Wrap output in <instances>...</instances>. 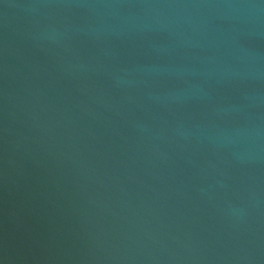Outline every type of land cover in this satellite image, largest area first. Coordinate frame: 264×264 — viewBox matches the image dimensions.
Segmentation results:
<instances>
[{
	"label": "water",
	"instance_id": "water-1",
	"mask_svg": "<svg viewBox=\"0 0 264 264\" xmlns=\"http://www.w3.org/2000/svg\"><path fill=\"white\" fill-rule=\"evenodd\" d=\"M0 264H264V0H0Z\"/></svg>",
	"mask_w": 264,
	"mask_h": 264
}]
</instances>
